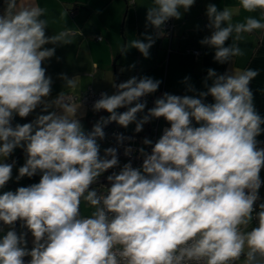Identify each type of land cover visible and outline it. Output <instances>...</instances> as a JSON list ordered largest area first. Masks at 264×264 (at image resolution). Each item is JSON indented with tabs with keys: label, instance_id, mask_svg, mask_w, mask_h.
Masks as SVG:
<instances>
[{
	"label": "clouds",
	"instance_id": "1",
	"mask_svg": "<svg viewBox=\"0 0 264 264\" xmlns=\"http://www.w3.org/2000/svg\"><path fill=\"white\" fill-rule=\"evenodd\" d=\"M194 3L153 0L146 27L163 35L165 22L180 19L181 9L188 12ZM240 9L260 10L261 18L249 15L234 22ZM45 12L35 0H4L0 14V159L22 147L26 162L16 179L42 173L39 183L0 195V221L10 228L0 239V264H24L26 256L31 257L29 264H237L242 257V264H264V203L253 215L264 168V149L257 147L256 137L264 132V119L249 88L258 70L218 75L208 69L207 91L199 92V98L166 92L140 119L137 114L146 107L141 98L155 93L161 81L133 76L113 83L115 94L102 93L93 104V111L110 115L100 117L85 134L76 118L80 103L63 92L54 100L45 99L52 80L42 67L55 54L54 47L45 45H69L82 33L65 26L46 36L48 20L41 19ZM206 15L211 34L200 43L215 49L214 60L220 64L244 55L239 42L245 34L264 30V0H239L238 7L222 10L208 4ZM64 16L62 12L60 19ZM145 39L147 43L132 40L120 52L136 48L147 58L155 40L151 35ZM61 79L75 89L80 78L61 74ZM188 80L185 77L187 91L196 92ZM209 95L214 103L206 104ZM40 105L48 114L12 127L14 114L27 117ZM53 107L60 113L48 111ZM123 107L127 110L118 114ZM161 117L170 128L151 154L139 149L142 168L126 163L107 176L111 186L104 193L90 189L119 164L117 148L100 155L97 138L104 139L103 127L115 121L127 128L135 122L139 133L151 118ZM193 120L200 126L193 127ZM116 139L120 144L131 137ZM143 143L153 142L146 138ZM131 152L130 147L124 149L126 156ZM14 165L0 163V188L11 179ZM82 201L94 208L91 215L81 214ZM253 219L257 226L248 230ZM18 220L34 238L31 250L26 233L15 231Z\"/></svg>",
	"mask_w": 264,
	"mask_h": 264
},
{
	"label": "crops",
	"instance_id": "2",
	"mask_svg": "<svg viewBox=\"0 0 264 264\" xmlns=\"http://www.w3.org/2000/svg\"><path fill=\"white\" fill-rule=\"evenodd\" d=\"M2 0H0L1 2ZM23 2V0H21ZM153 0H35L40 7L45 8L46 12L41 19L48 20V28L46 36H52L66 27L72 28L77 33H82L74 38V43L69 45H45V48H55L53 57L42 62V67L46 69V76L52 80L51 94L45 98L48 101L54 100L63 92L80 94L89 86L95 89H102L106 94H115L116 89L113 83L119 84L126 82L135 76L138 79L142 77H150L154 80H160L161 84L157 91L163 87V94L169 93L177 96H194L198 97V93L207 91L205 87V78L208 69H213L218 75L229 73L232 74L234 69L244 70L251 68L258 70L259 75L253 79L249 88L253 93V102L257 113L264 119V30L254 31L252 34H245L244 40L239 42V46L244 51V55L235 57L233 61L220 64L214 60L215 49L207 45H201L200 41L210 36L211 30L204 27L208 23L206 9L208 4H214L218 10L224 7H238L239 0H195V3L188 12L181 9V18H173L174 27L173 35L157 36V30L151 26L146 27L147 8L152 6ZM131 4V6H130ZM4 11V1L0 5ZM65 13L63 20L60 14ZM255 16L261 18L260 10L254 13H248L240 9L239 14L233 17L234 22L242 21L246 16ZM162 33V29L160 30ZM95 35H100L101 39H96ZM146 35L153 36L155 42L149 49V56L145 58L136 48H129L126 54H122L120 49L125 45H130L134 39H139L147 43ZM231 39L226 42V46L231 44ZM193 47L200 50L195 55L187 48ZM115 64H114V59ZM134 65V67H133ZM123 69V71H122ZM61 74L68 78L79 77L78 86L71 89L65 86V81L61 79ZM111 76V80L110 79ZM185 77H188V83L194 86L196 92H188L187 85L184 83ZM211 86L212 80L207 81ZM204 103H214L213 97L210 95L204 98ZM77 111L76 118L80 120L82 129L87 134L92 124L89 121L90 112L82 102ZM134 106L130 105L128 107ZM43 105L38 106L29 116L21 118L14 114L11 121L12 127L17 124L33 122L38 115L48 114L42 111ZM118 110V109H117ZM116 110V111H117ZM127 110L124 107L122 113ZM60 113V109L55 107L48 110ZM120 112V113H121ZM148 108L145 107L144 112L138 113L137 118L140 119L146 115ZM110 114L107 112L105 118ZM163 123L170 126L163 117ZM154 124V118L144 124L139 134L150 138V130ZM161 124V125H162ZM193 127H199L195 120L192 121ZM135 122L130 123L127 128L121 126V130L126 133H136ZM264 129V124L261 125ZM256 138L262 140L257 146L264 149V132ZM97 143L102 150V142L97 138ZM24 151L22 147L14 149L7 158L0 159V163L12 164V157ZM25 152V151H24ZM26 162V155L19 156L15 161L12 169V177L4 188H0V195L6 191L15 192L19 187H28L39 183L42 173H37L32 177H22L17 180L19 168ZM260 178L264 179V168L261 169ZM91 189V186H90ZM261 200L264 203V188L261 190ZM250 223L248 230L256 227ZM3 230H10L9 226L3 224ZM25 239L29 246L33 247V236L26 228ZM28 261L31 257L26 256ZM241 262L237 264H242ZM24 264H28L24 262Z\"/></svg>",
	"mask_w": 264,
	"mask_h": 264
},
{
	"label": "built area",
	"instance_id": "3",
	"mask_svg": "<svg viewBox=\"0 0 264 264\" xmlns=\"http://www.w3.org/2000/svg\"><path fill=\"white\" fill-rule=\"evenodd\" d=\"M0 14H3V10L1 8H0ZM207 24L208 23H205L204 27H207ZM173 27H174L173 18H170L168 21L165 22V24L161 28L163 31V34L167 36L168 38H170L173 35ZM95 38L101 39V36L95 35ZM187 51L195 55H198L200 53L199 49H196L193 47L187 48ZM102 93H105V91L102 89H95L89 86L86 90H84L80 94L68 93L65 96L71 97L72 98L71 102H77V101L82 102L87 107L90 113H94L95 111H93V104L98 99H100ZM162 95H163V87H161L155 93H151V94H148L142 97L140 102L146 101V107L149 110L152 107H154V101L160 98ZM161 118H154V124L150 130V138H149L153 142L152 145H145L143 143L146 137L142 134L126 133L122 131L121 126L118 123H115L114 125L109 126L108 129L103 130V132L105 133V136H104V139H102L103 140L102 141L103 150L100 155L103 157L104 150L106 148H109V147L117 148L119 164L118 166L112 169H109L105 173H103L98 178L97 182L93 184V188L97 190L98 194L104 193L105 190L111 186L110 183L107 181V176L110 175L112 172L118 173L120 171V168H122L124 164L131 162L134 168H142L144 157L140 154L139 149L144 148L145 152H147L148 154H151V150L154 144L163 135L165 129L170 128V126L166 124H162L159 128V122ZM158 130H159V136H158ZM117 135H123L126 138L131 137V140L125 139L122 143L118 144L117 139H116ZM256 140L258 142L257 146H259L262 143V140L258 138H256ZM127 147H130L132 149L131 154L128 156L124 154V149ZM261 181H262L261 187L258 190L259 199L254 204L255 211L253 215H255V212L259 211V204L262 203L261 190L262 188H264V179H261ZM84 216H89V215H84ZM251 223L254 225H257L258 222L255 219H253ZM2 226H3V222L0 221V228H2Z\"/></svg>",
	"mask_w": 264,
	"mask_h": 264
},
{
	"label": "trees",
	"instance_id": "4",
	"mask_svg": "<svg viewBox=\"0 0 264 264\" xmlns=\"http://www.w3.org/2000/svg\"><path fill=\"white\" fill-rule=\"evenodd\" d=\"M123 108H124V107H123ZM123 108L121 109V111L123 110ZM121 113H122V112H121ZM106 114H107V112L104 111V110H101L100 112H94V113H91V114H90V116H89L88 119H89V121L91 122L92 127H91V129H90L89 132L92 131L94 124L100 119V117H102V116L105 117ZM115 123H116V122L114 121L112 125H114ZM108 128H109V127H108ZM108 128H106V129H108ZM89 132H88V133H89ZM100 140H101V139H100ZM102 141H103V140H101V142H102ZM102 150H103V145H102ZM102 150H101L100 154L102 153ZM22 155H26L25 152H24L23 150H21L20 152H18L17 154H15V155L12 157L11 161H12V162H13V161H16L17 158H18L19 156H22ZM91 188H93V185H91ZM15 231L17 232L18 235H19L21 232L26 233V228L21 227V221H19V220L15 222ZM23 259H24V262H27V263L29 264L30 261H28V258L24 257Z\"/></svg>",
	"mask_w": 264,
	"mask_h": 264
},
{
	"label": "rangeland",
	"instance_id": "5",
	"mask_svg": "<svg viewBox=\"0 0 264 264\" xmlns=\"http://www.w3.org/2000/svg\"><path fill=\"white\" fill-rule=\"evenodd\" d=\"M162 123H163V121L161 119L160 122H159V128H160ZM158 136H159V130H158ZM80 210H81V214L82 215H91L92 211H94V208L89 206L86 202L82 201L81 202V206H80ZM6 233L7 232L5 231V229L0 231V239H2L3 236L6 235ZM26 247L28 248V250H31V247L29 246L28 243L26 244Z\"/></svg>",
	"mask_w": 264,
	"mask_h": 264
},
{
	"label": "water",
	"instance_id": "6",
	"mask_svg": "<svg viewBox=\"0 0 264 264\" xmlns=\"http://www.w3.org/2000/svg\"><path fill=\"white\" fill-rule=\"evenodd\" d=\"M3 1H4V0H2V1L0 2V5L3 3ZM116 58H117V57H115V59H114V61H113L114 64H115V60H116ZM121 109H122V108H119V109L117 110V113H118V114L121 112ZM113 122H114V121H113ZM113 122H110L109 124L105 125V126L103 127L102 130H104V129L108 128L109 126H111V125L113 124Z\"/></svg>",
	"mask_w": 264,
	"mask_h": 264
}]
</instances>
